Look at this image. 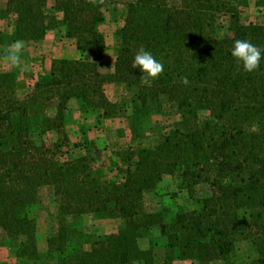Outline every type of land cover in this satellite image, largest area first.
Segmentation results:
<instances>
[{
	"label": "trees",
	"instance_id": "16d2710c",
	"mask_svg": "<svg viewBox=\"0 0 264 264\" xmlns=\"http://www.w3.org/2000/svg\"><path fill=\"white\" fill-rule=\"evenodd\" d=\"M108 2H124L125 13L114 71L104 74L86 55L107 48L101 26ZM245 2L1 0L12 42L40 43L64 27L82 58L54 60L24 96L16 72L0 70V247L13 248L25 264H264V25L242 22ZM256 6L264 16V0ZM238 39L261 49L257 71L245 73L231 57ZM141 47L164 64L151 85L132 68ZM112 84L134 90L140 116L168 104L180 117L147 146L144 121L134 115L135 138L107 156L117 159L113 168L103 160L107 149L93 139L74 141L70 131L73 100L85 116H122L108 94ZM174 176L192 206L149 211L148 198L163 196L165 179ZM45 187L57 212L42 254L35 210ZM85 215L120 225L77 244L74 222Z\"/></svg>",
	"mask_w": 264,
	"mask_h": 264
},
{
	"label": "rangeland",
	"instance_id": "374dc122",
	"mask_svg": "<svg viewBox=\"0 0 264 264\" xmlns=\"http://www.w3.org/2000/svg\"><path fill=\"white\" fill-rule=\"evenodd\" d=\"M257 0H246L245 6L241 9L242 22L245 24L255 23L264 25V16L256 6ZM1 4V0H0ZM123 3H111L108 2L104 7V13L106 21L101 27V31L104 33L107 41V48L97 54H89L91 61L99 62V65L103 70H110L113 67L116 60L117 49L119 47L118 32L121 30L124 24L125 7ZM222 32H225V19L220 20ZM0 30L5 34V44L0 47V55L3 54V50L12 43V28L2 20H0ZM58 38H61L64 33V28H57ZM226 33V32H225ZM66 38V39H65ZM65 39L61 43L62 48L68 53L75 52V41L63 37ZM39 43H25V48L21 53V59L23 62V68L21 71L6 64L0 63V70H12L15 71L18 80V93L20 96H24L29 92L30 88L34 85L38 72L42 69V61L53 59L52 54L47 56L41 54L38 50ZM51 55V56H50ZM36 65H38L36 67ZM40 75V74H39ZM38 78V77H37ZM108 94L113 101L120 103L124 113L120 118L113 119L114 121H102L98 122V116H92L89 120H84L85 115L79 113L76 109V105L70 107L71 110V126L72 139L74 141H86L93 139L100 149L105 150L106 161H109L110 154L123 148L128 143L132 142L135 138L132 136L131 128L134 125V115H139L134 103V90L127 88L126 86L117 85L116 91L108 90ZM76 112H78L76 114ZM133 116V117H132ZM87 117V116H86ZM143 119V126L140 128V133L147 136L145 144L155 145L159 138L169 132L178 123L180 117L174 106L168 104H162L158 109L147 110V115L140 116ZM136 122V121H135ZM138 124V123H136ZM140 125V124H138ZM95 128V129H94ZM88 129H92L93 132H89ZM91 130V131H92ZM141 141V139H139ZM105 148V149H104ZM108 163V162H107ZM111 163H117V159L112 157L109 161L110 167L113 168ZM113 176V174H111ZM181 179L178 176L167 177L163 183V190L165 191L163 196L158 198H148L146 206L149 211H158L162 206H170L174 210L179 211L192 206V201L186 194V192H179ZM52 188L45 187L41 190V202L35 210L37 217L38 229L37 238L39 250L42 254L47 252V237L52 230L53 221L55 220L57 207L55 197ZM174 195H177L174 197ZM120 223L115 219H96L93 215H85L79 220L74 222V230L72 231V238L75 243L82 242L84 235H106L117 232ZM3 240V236L0 235V241ZM162 252L159 251V257L162 256ZM0 258L3 262L8 264H25L17 261L15 251L13 248L0 247ZM28 264V263H26ZM190 264V263H180ZM237 264H242L240 261Z\"/></svg>",
	"mask_w": 264,
	"mask_h": 264
},
{
	"label": "clouds",
	"instance_id": "9594fccd",
	"mask_svg": "<svg viewBox=\"0 0 264 264\" xmlns=\"http://www.w3.org/2000/svg\"><path fill=\"white\" fill-rule=\"evenodd\" d=\"M92 6L102 5L104 0H86ZM25 48V42L17 39L8 45L3 54L0 55V63L9 67L25 70L21 59V53ZM231 57L236 61L237 66L245 73H252L259 69L261 63V49L248 40L238 39L234 42L231 49ZM132 68L140 72V80L144 85H151L164 72V64L158 61L151 52L143 47L139 48L134 56ZM180 82L187 86L189 80L186 76L180 78Z\"/></svg>",
	"mask_w": 264,
	"mask_h": 264
},
{
	"label": "crops",
	"instance_id": "0c3cea01",
	"mask_svg": "<svg viewBox=\"0 0 264 264\" xmlns=\"http://www.w3.org/2000/svg\"><path fill=\"white\" fill-rule=\"evenodd\" d=\"M102 27V26H101ZM64 28V27H63ZM58 31H57V29H55V30H52V31H50V32H48V34H47V36H46V38L43 40V41H41L40 43H39V45H38V48H40V49H38L40 52H41V54H43V55H45V56H47V55H49V54H52V56H53V54H54V56L53 57H51L52 59H53V61L54 60H56V59H68V60H79V59H81L82 58V55H81V53L77 50V48L75 47V52H71V53H68L67 51H65L63 48H62V46H61V43H63L62 41H64L65 39H63V37L64 36H66V32H65V28H64V33H62V36H61V38H58ZM51 56V55H50ZM86 59H88V60H91L90 59V56H89V54H87L86 55ZM52 60H49V59H47L46 58V60H43L42 61V63H43V65H42V69L40 70V72H38L37 74H38V76H36V80L40 77V76H43V75H46V74H48L49 72H50V69H51V66H52V62H53ZM98 65H99V62H98ZM38 65H36V67H37ZM114 66H115V61H114V64H113V67L110 69V70H103L102 68H101V66L99 65V70H100V72H102V73H104V74H109V73H112L113 71H114ZM40 74V75H39ZM38 77V78H37ZM18 80H19V78H18ZM18 80H17V85H18ZM117 85L118 84H112L111 86H110V90L111 91H116V87H117ZM124 85V84H123ZM124 86H126L127 88H130V87H128L127 85H124ZM134 95H135V93H134ZM111 100H112V98H111ZM113 101V100H112ZM114 102H116V103H118L119 105H120V103L119 102H117L116 100L114 101ZM74 105H76V109L77 110H79L80 112L79 113H81L82 115H84L82 112H81V109H80V104H79V102L77 101V100H73V101H71V104H70V107L72 108V106H74ZM78 112H76V114H77ZM95 115H97L98 116V120L99 121H97L98 122V124H99V122H102V121H114L113 119L112 120H107V119H104L103 118V116L101 115V113H99V112H97L96 114H94V115H89V116H85L84 117V120H89L92 116L94 117ZM87 118V119H86ZM91 120V119H90ZM89 120V121H90ZM95 129V128H94ZM89 130V132H93V130L91 131L90 129H88ZM180 263H182V262H177L176 264H180ZM211 264H224L223 262H221V261H214V262H212Z\"/></svg>",
	"mask_w": 264,
	"mask_h": 264
}]
</instances>
